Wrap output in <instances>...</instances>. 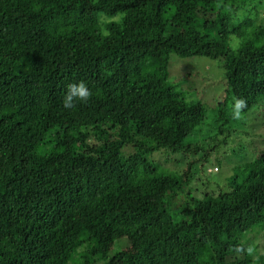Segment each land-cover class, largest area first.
<instances>
[{"label":"trees","instance_id":"trees-1","mask_svg":"<svg viewBox=\"0 0 264 264\" xmlns=\"http://www.w3.org/2000/svg\"><path fill=\"white\" fill-rule=\"evenodd\" d=\"M263 132L264 0H0V264H264Z\"/></svg>","mask_w":264,"mask_h":264},{"label":"rangeland","instance_id":"rangeland-1","mask_svg":"<svg viewBox=\"0 0 264 264\" xmlns=\"http://www.w3.org/2000/svg\"><path fill=\"white\" fill-rule=\"evenodd\" d=\"M170 73L173 81L180 82L181 84L183 83L185 89L189 90L194 96L196 94L199 95V98H202L204 103L207 104L213 103L225 88V73L223 67L220 65L219 61L211 60L207 57L195 56L190 58H179L173 56ZM261 134L252 135L250 140L244 139L245 143H241L243 145L242 147L234 148L233 146H227L222 155L225 156V159L221 161L224 172L220 176L216 173L213 176V180L219 179L220 182L225 180V176L228 173V169L225 168L226 166L232 167L239 162L241 163L254 159L256 153L264 148V136H261ZM254 144H260L257 150ZM236 151L237 153H235ZM210 162L212 164L213 158ZM212 172H215V169H212ZM263 238H261L260 241H262ZM262 244H264V241ZM115 247L118 246L115 245Z\"/></svg>","mask_w":264,"mask_h":264},{"label":"clouds","instance_id":"clouds-1","mask_svg":"<svg viewBox=\"0 0 264 264\" xmlns=\"http://www.w3.org/2000/svg\"><path fill=\"white\" fill-rule=\"evenodd\" d=\"M91 96L90 91L88 90L86 84L84 82H80L79 85L72 84L69 86V92L65 98L64 106L66 108L73 107L74 98H78L82 101H87ZM243 101H237V108H240L243 105Z\"/></svg>","mask_w":264,"mask_h":264}]
</instances>
